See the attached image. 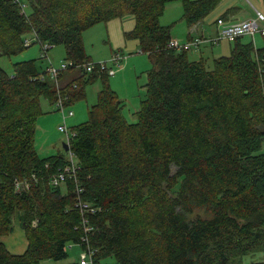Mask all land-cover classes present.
Returning <instances> with one entry per match:
<instances>
[{
    "label": "trees",
    "instance_id": "trees-1",
    "mask_svg": "<svg viewBox=\"0 0 264 264\" xmlns=\"http://www.w3.org/2000/svg\"><path fill=\"white\" fill-rule=\"evenodd\" d=\"M21 1L25 10L0 0V58L34 43L49 50L63 44L65 59L82 65L93 61L83 32L132 14L125 37L138 40L151 67L130 122L106 69L70 66L58 87L37 58L15 62L12 73L0 65V264L62 260L70 243L93 251L90 264H264L242 263L264 251V45L238 36L229 40L230 54L207 68L204 56L191 59L189 49L170 46L171 25L160 22L167 5L181 1L192 27L223 0ZM29 33L36 41L26 44ZM98 77V100L88 120L72 127L69 149L41 156L34 142L42 97L54 104L67 96L69 106ZM69 151L74 173L67 171ZM64 172L65 181L52 182ZM79 197L96 212L82 211ZM16 216L28 240L23 253L1 240Z\"/></svg>",
    "mask_w": 264,
    "mask_h": 264
},
{
    "label": "rangeland",
    "instance_id": "rangeland-1",
    "mask_svg": "<svg viewBox=\"0 0 264 264\" xmlns=\"http://www.w3.org/2000/svg\"><path fill=\"white\" fill-rule=\"evenodd\" d=\"M236 2L242 0H235ZM224 3V0L222 4ZM254 0H243L244 5L236 4L242 7V10L247 9L248 12L253 15H257V8L253 4ZM220 4L215 11L208 15L203 21L209 27V31L206 33L208 35H213L216 31L215 24L217 16L224 12ZM221 7V8H220ZM183 4L181 1L172 2L167 6L163 15L160 17V22H164L171 25V34L175 32L182 38H178L179 43H185L187 36V24L186 21L182 19L183 17ZM215 12V13H214ZM241 16V15H240ZM128 17H133L132 14L126 15L124 18H116L108 22H100L90 28H87L83 32V42L87 53L91 56L93 61H106L108 65L116 69L115 75L109 76V82L111 87L116 91L120 99L126 102L124 107V114L130 122L137 120L135 115L136 111L140 108L141 101L146 97V83L148 80V70L151 66V61L148 54L141 52L140 48L137 46L136 39H128L125 37L124 32L133 28V21H128ZM134 19V17H133ZM249 20V19H246ZM204 23V22H203ZM263 25V23H261ZM202 31L195 32V35H201ZM194 35V36H195ZM254 39L257 45L260 39H264L261 33L255 34ZM28 39L35 42V34L29 33L26 35ZM201 39V47L204 44L209 43V37ZM184 38V39H183ZM198 39V38H196ZM192 40V39H191ZM189 40V41H191ZM244 40L253 41L252 36L245 35ZM214 45L220 48L223 53L220 55H228L231 51L232 43L227 39H222L216 42ZM260 43V42H259ZM210 44V43H209ZM119 50L123 52V56L127 55V58H122L119 66L111 61V58L115 54V51ZM211 51V46L207 45L204 48V57L206 58L207 68L213 67V57ZM43 52V47L40 43H34L30 47H27L22 53L13 56H2L0 58V65L8 72L12 73L14 68V63L21 60H28L37 58V64L40 70H44L50 63L56 67H60L61 63L67 62L66 48L63 44H58L52 47L48 51V56L44 59H39ZM217 52V51H216ZM189 56L191 59H199L200 56L197 54L196 49L189 50ZM62 72H65L62 71ZM61 72V73H62ZM61 79L58 76V80ZM102 87V79L98 77L94 82L86 85L85 96L74 101L68 106V110L74 111V115L67 118V125L72 130V127L85 122L89 118V108L95 104L98 100V93ZM42 114L37 118L36 121V133H35V147L41 156H48L52 154H57L63 152L64 144L67 143L66 133L59 130V126L64 124L63 114L57 110L55 103L52 104L45 97L41 99ZM264 150V144L263 148ZM195 214L206 215L204 209H197ZM194 214V215H195ZM16 233L21 231L22 224L18 219V216L14 219ZM12 234L9 237H12ZM7 238V239H8ZM8 242V241H7ZM10 246V243H7ZM73 247V248H72ZM69 247V256L62 260L44 259L41 264H66L70 262L77 261L80 258L81 247L79 245H74ZM73 249V250H72ZM20 250V249H18ZM22 251L19 252H23ZM264 260V251L254 252L245 255L242 259V263H250L252 261ZM111 263L115 262L114 258H109Z\"/></svg>",
    "mask_w": 264,
    "mask_h": 264
},
{
    "label": "built area",
    "instance_id": "built-area-1",
    "mask_svg": "<svg viewBox=\"0 0 264 264\" xmlns=\"http://www.w3.org/2000/svg\"><path fill=\"white\" fill-rule=\"evenodd\" d=\"M16 1L20 2L21 8L23 10L27 8L26 2H23L21 0H16ZM216 23L218 25V33L214 37H211V38L209 37V41H208L209 43H212V42L216 43L217 41L222 40V39L233 40L236 37L243 36V35H249V36L254 37L255 34L258 32L264 35V27H262L261 24L258 22V20L255 18H252L249 20H241V21H229L227 19L218 18ZM203 38H206V37H202L201 39ZM201 39H192L191 41H187L185 44H180L178 40L173 39L171 40L169 45L172 47L175 46V48H178V49L185 48V49L190 50V49H194V47H197L201 43ZM30 42H31V39L26 40V44H30ZM42 47H43V52H42L41 57H43L44 59L45 57L48 56L50 45L45 43L44 45H42ZM122 54L123 53L120 51H115V54L111 58V61L119 65L120 62L122 61V58H124ZM96 62L90 61V62H87L81 65V64H75L73 61H67V62L61 63L60 67H56L52 63H50L46 67V69L48 71V77L52 81H55L58 87L60 85L58 76L61 74L62 71L68 69L70 66H76L75 67L76 69H80L81 67L86 72H92L94 71V69H98V70L106 69L108 70L110 75L114 73L113 67L108 65L106 61H100V62L96 61ZM66 99H67V96L59 97L56 100L55 105H56L57 110L63 114L64 124L59 126V130L61 132L66 133L67 143L69 147L70 140L75 135V131L73 129L70 130L66 121L68 117H71L72 115H74V111L68 110V106L65 104ZM69 159H70L71 165H68L67 171H71L72 173H74L76 171L77 165L74 162V154L72 151H69ZM66 178L67 177L64 172V173H61L56 178H54L52 182L57 184L59 183V181L61 182L65 181ZM20 186H21V183L17 182V188H20ZM78 191L80 192L81 188H78ZM77 206H79L82 211H87L88 213L96 212L95 207L91 206L88 202L83 201L80 197L78 198ZM84 222H87V218H84ZM86 230L90 231L92 230V227H87ZM72 246H73L72 243L68 244L67 249H69V247H72ZM92 253L93 251L91 249L82 251L80 253V260H79L80 264H90Z\"/></svg>",
    "mask_w": 264,
    "mask_h": 264
},
{
    "label": "crops",
    "instance_id": "crops-1",
    "mask_svg": "<svg viewBox=\"0 0 264 264\" xmlns=\"http://www.w3.org/2000/svg\"><path fill=\"white\" fill-rule=\"evenodd\" d=\"M223 2V1H222ZM222 2H221V4H222ZM169 4H171V3H169ZM168 4V5H169ZM236 4H240V5H244L243 4V0L242 1H239V2H236L235 0H224V3L221 5V7H222V9L221 10H226L228 7H231V6H237ZM255 6H256V10H257V12H258V14L257 15H253L252 13H250V12H248V10L247 9H244V10H242V7L240 8V10H239V12H236L235 14H233V15H231V16H229L228 18H227V20H229V21H241V20H246V19H252V18H255V19H257L258 20V22L261 24V23H263V25L261 24V26L262 27H264V0H254V3H253ZM167 5V6H168ZM220 7V8H221ZM166 9H167V7H166ZM218 10V9H217ZM223 10V11H224ZM223 12H221L218 16H217V18H220V16H221V14H222ZM241 15V16H240ZM124 18V17H123ZM121 19V18H120ZM129 22L130 21H133L134 22V19H133V17H128V19H127ZM204 22V23H203ZM216 22H217V19H216ZM135 23V22H134ZM134 23H133V26H134ZM162 23V22H161ZM162 24H164V25H168L167 24V22L166 23H162ZM215 29H216V31L214 32V34L213 35H208V34H206L208 31H209V27H208V25H206V23H205V21H201V22H199V23H197L196 25H194V26H192V27H187V30H186V32H187V36L185 37L186 39L185 40H183V41H186V40H188L189 38H196V37H205V36H210V38L211 37H214V36H216L217 35V33H218V25L216 26V24H215ZM199 31H202L201 33V35H195V32H199ZM126 32V31H125ZM125 32H124V35H125ZM195 35V36H194ZM263 38H264V35H261ZM177 37L178 38H182L181 36H179L178 34H176L175 32L173 33V36H172V38L173 39H175V40H178L177 39ZM255 37H256V35L254 36V39H255ZM206 38H208V37H206ZM184 39V38H183ZM179 41V40H178ZM260 42V43H259ZM259 42H258V44H257V47H262L263 45H264V39H260L259 40ZM207 45H210L211 46V53H212V55H213V57H216L215 55H218V54H220V53H223L222 52V50L220 49V48H217L216 46H214V45H211V44H209V43H206V44H204V46L203 47H201V49L200 50H197L196 49V51H197V54L200 56V57H203V55H204V48H205V46H207ZM137 46H138V42H137ZM139 47V46H138ZM117 51H119V50H117ZM217 51V52H216ZM123 53V52H122ZM125 59L127 58V55L124 57ZM204 59H206L205 57H204ZM117 66H119V65H117ZM151 67V66H150ZM113 70H114V73H112L111 75H115L116 74V69L115 68H113ZM68 77V76H67ZM126 103V102H125ZM73 116V115H72ZM12 234H17V235H13L12 237H9L8 238V236H10V235H12ZM8 238V239H7ZM1 240L5 243V245L7 246V248L11 251V252H13V253H23V252H25L26 251V249H27V247H28V240H27V237H26V234H25V230L22 228L21 229V231H18L17 233H16V230L14 229V231L12 232V233H10V234H8V235H3L2 237H1ZM8 241V242H7ZM7 243H10V246L7 244ZM73 248V247H72ZM18 249H20V250H18ZM24 249V251L23 252H19V251H22ZM73 250V249H72ZM81 253V252H80Z\"/></svg>",
    "mask_w": 264,
    "mask_h": 264
},
{
    "label": "water",
    "instance_id": "water-1",
    "mask_svg": "<svg viewBox=\"0 0 264 264\" xmlns=\"http://www.w3.org/2000/svg\"><path fill=\"white\" fill-rule=\"evenodd\" d=\"M64 147H65V150L67 151L69 148H68V143L64 144Z\"/></svg>",
    "mask_w": 264,
    "mask_h": 264
}]
</instances>
